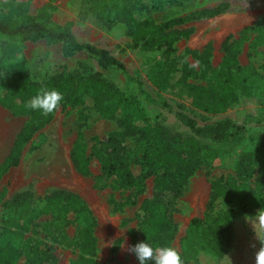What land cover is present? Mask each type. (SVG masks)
I'll list each match as a JSON object with an SVG mask.
<instances>
[{
    "label": "trees",
    "instance_id": "obj_1",
    "mask_svg": "<svg viewBox=\"0 0 264 264\" xmlns=\"http://www.w3.org/2000/svg\"><path fill=\"white\" fill-rule=\"evenodd\" d=\"M88 2L100 19L104 20L112 13L113 18L127 26L136 46L152 61L150 79L155 86L174 97L190 99L192 104L207 113L224 111L238 99L252 96L258 82L264 78V73L254 63L239 62L250 33L255 34L248 52L250 56L254 58L258 54L256 46H264L261 23L243 27L239 38L222 43L223 58L217 68L211 66L210 44L201 50L185 49L183 53L176 50L177 26L223 14L229 8L227 2L162 22H154L148 16V8L142 0ZM1 5L8 9L0 12V105L16 115H28L29 119L17 133L9 155L0 165V176L16 164L23 144L52 117V113L44 114L40 109L29 108L30 98L41 90L55 89L63 96L60 104H87L97 117L118 121L120 130L108 134L105 140L93 138L90 154L98 161L102 173L95 177L96 184L119 190L123 196L117 206L122 208L136 204L135 197L125 195V192L134 188L137 194L143 193L146 181L151 177V197L141 201V213L129 235L133 245L146 241L154 247L172 246L176 201L188 177L204 163L201 150L188 144L180 146L166 128L153 123L133 100L107 83L98 72L86 76L58 72L42 83L30 80L23 62L6 60L19 53L18 43L39 39L48 43L64 42L65 52H85L100 66L116 67L125 73L128 69L105 49L78 42L71 31L72 22L55 24L51 22L50 15L42 19L40 14H22L18 18L19 9H25L26 3L15 5L13 0H7L0 1ZM178 115L194 133L208 136L213 141L236 140L237 134L245 129L244 125L229 118L198 125L188 114L179 111ZM128 138L136 139L134 148L127 145ZM90 154L83 134L79 132L71 155L80 174L90 172ZM229 161L234 174L211 181L210 202L205 216L192 217L189 221L192 237L181 242L183 262L200 250L223 256L229 247V230L236 213L251 207L264 209V135L244 152L230 157ZM133 166L138 167V175L134 174ZM103 177L105 181H102ZM106 180H110L109 183ZM70 214L78 221L76 234L71 237L66 230L71 222ZM40 215H48L49 219L40 230H36L34 222ZM94 224L88 207L63 190L50 193L35 205L23 198L16 216L4 222L2 236L6 243L0 247V264H57L46 239L77 250L76 257L69 264H96ZM27 232L30 233L27 242L19 244L18 240ZM40 232L44 233L42 238L38 236ZM135 259L139 264L136 256Z\"/></svg>",
    "mask_w": 264,
    "mask_h": 264
},
{
    "label": "rangeland",
    "instance_id": "obj_2",
    "mask_svg": "<svg viewBox=\"0 0 264 264\" xmlns=\"http://www.w3.org/2000/svg\"><path fill=\"white\" fill-rule=\"evenodd\" d=\"M13 1L15 5L26 3L25 9H19L18 18L22 14H40L42 19L50 15L51 22L55 24L72 22L71 31L78 42L105 49L123 62L128 72L112 66H100L85 52H65L64 42L48 43L43 39L18 43L19 53L6 62H23L30 80L37 83L45 82L58 72L76 76L98 72L107 83L133 100L153 123L166 128L179 141L180 146L188 144L201 150L204 163L188 177L177 198L173 214L175 238L172 247L180 251L182 240L192 237L190 219L203 218L208 210L211 181L234 174L229 158L244 152L264 135V78L258 82L252 96L238 99L224 111L207 113L192 104L190 99L174 97L152 83V61L136 46L127 26L113 18L112 13L104 20L100 19L90 8L88 0ZM142 2L154 22H162L197 9L211 8L222 2L229 3V8L223 14L189 21L175 28L178 35L175 42L177 52L183 53L185 49L201 50L210 44L213 68H217L223 58L221 46L225 40L234 41L239 38L245 26L261 23L264 27V0ZM7 9V6H0V12H6ZM254 38V33L248 35L239 62H252L264 73V46L255 47L258 54L254 58L248 54ZM189 60L195 64L192 58L189 57ZM1 75L2 71L0 77ZM179 111L193 117L198 125L229 118L244 125L245 129L237 134L236 140L213 141L208 136L194 133L180 119ZM28 119V115H16L0 105V165L9 155L17 133ZM118 130L120 127L116 119L97 117L90 105L60 104L52 112L50 121L23 144L16 164H12L0 176V247L6 243V238L2 236L4 222L7 218L16 216L23 198L35 205L50 193L63 190L85 204L94 220L96 264H137L134 254L127 250L128 246L133 245L129 230L136 226L141 213V201L151 197L152 178L147 179L143 193L137 194L134 188L128 189L125 195L134 196L136 204L120 208L117 204L121 201L122 193L111 186L96 184L95 177L102 173L98 161L90 154L93 138L105 140L108 134ZM79 132L83 134L90 154V172L86 175L77 171L71 155ZM126 143L131 148L137 144L135 138H128ZM132 169L138 175V167L133 166ZM102 181H105L104 177ZM109 181L106 180L107 183ZM258 210L260 208L251 207L236 213L229 230V247L223 256H216L209 250H200L184 264H255L256 252L261 247L260 240L264 241V229L260 228L255 218ZM48 219V215H40L35 219L33 227L40 230ZM70 220L66 228L69 237L76 234L78 225L73 214H70ZM29 236V232L24 233L18 243H26ZM38 236L42 238L44 233L40 232ZM46 242L51 246L57 264H69L77 255V250L73 247H62L49 239Z\"/></svg>",
    "mask_w": 264,
    "mask_h": 264
},
{
    "label": "clouds",
    "instance_id": "obj_3",
    "mask_svg": "<svg viewBox=\"0 0 264 264\" xmlns=\"http://www.w3.org/2000/svg\"><path fill=\"white\" fill-rule=\"evenodd\" d=\"M62 100V94L55 89L41 90L31 99L28 107L34 110L40 109L44 114H49L60 106ZM255 218L260 228L264 229V209L258 210ZM260 242L261 247L256 252L255 264H264V241L260 240ZM127 250L135 254L139 264H148L149 261L152 264H184L180 251L172 246L154 247L143 241L128 246Z\"/></svg>",
    "mask_w": 264,
    "mask_h": 264
}]
</instances>
